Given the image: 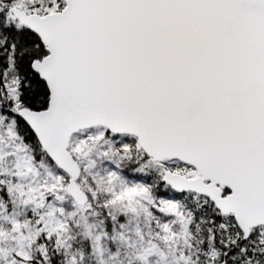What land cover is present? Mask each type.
Listing matches in <instances>:
<instances>
[{"label": "snow or ice", "instance_id": "6c2138e0", "mask_svg": "<svg viewBox=\"0 0 264 264\" xmlns=\"http://www.w3.org/2000/svg\"><path fill=\"white\" fill-rule=\"evenodd\" d=\"M0 264H264V0H0Z\"/></svg>", "mask_w": 264, "mask_h": 264}]
</instances>
